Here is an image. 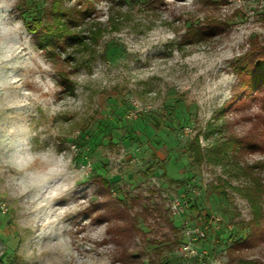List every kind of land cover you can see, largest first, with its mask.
I'll use <instances>...</instances> for the list:
<instances>
[{"label": "rangeland", "instance_id": "obj_1", "mask_svg": "<svg viewBox=\"0 0 264 264\" xmlns=\"http://www.w3.org/2000/svg\"><path fill=\"white\" fill-rule=\"evenodd\" d=\"M57 8L75 16L64 46L44 41ZM17 24L0 32V264H199L178 256L184 217L237 264L247 180L194 147L264 133V103L235 97L264 47V0H3L0 25ZM239 156L264 179V148ZM154 202L176 229L131 230ZM240 254L264 261V243Z\"/></svg>", "mask_w": 264, "mask_h": 264}, {"label": "trees", "instance_id": "obj_2", "mask_svg": "<svg viewBox=\"0 0 264 264\" xmlns=\"http://www.w3.org/2000/svg\"><path fill=\"white\" fill-rule=\"evenodd\" d=\"M54 12L55 21L58 22L50 32L44 35V41L51 45L64 46L74 39V34L69 31L68 23L75 16L70 10L57 8ZM30 29V24H28ZM202 35L203 33H199ZM46 43V42H45ZM81 43V41H79ZM241 74L240 86L236 89L235 97L242 105L248 103V99H256L264 103V47L252 52L245 59V63L238 68ZM264 108V106H262ZM259 117L264 118L262 115ZM240 136H231L226 140H220L212 148L204 149L198 145L194 147L198 161H214L223 163L228 166L227 169L235 175L242 176L247 183L241 187H235L251 205L252 217L249 220L251 226L250 232L246 237L238 238L229 246L231 262L237 264H264V261L249 260L244 258L240 253L245 249L253 248L259 243H264V179L256 169L262 166H251L240 161L239 154L245 150L264 148V133H257L256 126ZM255 131V132H254ZM139 217L146 219L153 218L155 221L166 223L171 229H176L174 222L167 215L164 205L159 202L148 203L141 211L136 212L133 216H128L129 228L134 230Z\"/></svg>", "mask_w": 264, "mask_h": 264}, {"label": "built area", "instance_id": "obj_3", "mask_svg": "<svg viewBox=\"0 0 264 264\" xmlns=\"http://www.w3.org/2000/svg\"><path fill=\"white\" fill-rule=\"evenodd\" d=\"M170 206L175 215L185 216L187 207L179 198L172 199ZM182 228L183 240L178 249V256L181 260L184 262L197 261L199 264H221L220 260L213 257L206 244L203 243L208 237L207 223H195L184 217ZM167 264H177V262L171 261Z\"/></svg>", "mask_w": 264, "mask_h": 264}, {"label": "clouds", "instance_id": "obj_4", "mask_svg": "<svg viewBox=\"0 0 264 264\" xmlns=\"http://www.w3.org/2000/svg\"><path fill=\"white\" fill-rule=\"evenodd\" d=\"M3 3V0H0V4ZM19 25H13V26H10V25H0V32H8V31H11L13 27H18Z\"/></svg>", "mask_w": 264, "mask_h": 264}]
</instances>
